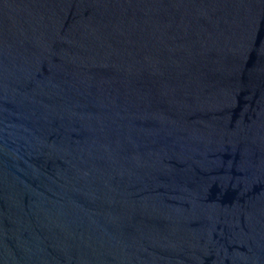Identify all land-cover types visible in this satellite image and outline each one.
<instances>
[{
    "label": "water",
    "instance_id": "water-1",
    "mask_svg": "<svg viewBox=\"0 0 264 264\" xmlns=\"http://www.w3.org/2000/svg\"><path fill=\"white\" fill-rule=\"evenodd\" d=\"M0 264H264V0H0Z\"/></svg>",
    "mask_w": 264,
    "mask_h": 264
}]
</instances>
